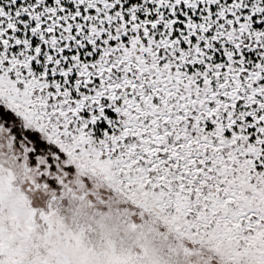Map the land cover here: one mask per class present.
Returning <instances> with one entry per match:
<instances>
[{
  "label": "snow or ice",
  "instance_id": "1",
  "mask_svg": "<svg viewBox=\"0 0 264 264\" xmlns=\"http://www.w3.org/2000/svg\"><path fill=\"white\" fill-rule=\"evenodd\" d=\"M0 264H264V0H0Z\"/></svg>",
  "mask_w": 264,
  "mask_h": 264
}]
</instances>
